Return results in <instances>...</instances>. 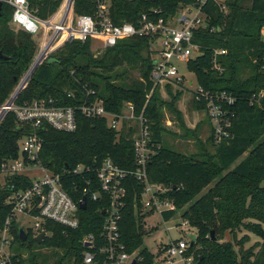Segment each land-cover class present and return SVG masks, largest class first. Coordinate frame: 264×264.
I'll use <instances>...</instances> for the list:
<instances>
[{"label": "trees", "instance_id": "16d2710c", "mask_svg": "<svg viewBox=\"0 0 264 264\" xmlns=\"http://www.w3.org/2000/svg\"><path fill=\"white\" fill-rule=\"evenodd\" d=\"M31 12L41 20H49L62 6L64 0H27ZM191 0H111L113 21L136 24L142 15L153 10H163V16L175 14L183 3ZM225 9L214 2L207 5L212 17L215 33L204 30L197 34L195 42L202 46L203 55L189 63L192 73L200 86L208 91L232 92L238 103L237 116L230 130L231 135L216 144L211 136L214 153L207 155V147L201 146L194 155L179 153L163 145L164 136L169 133L164 124V110L167 109L181 126V111L177 102L182 92L167 91L170 101L164 99L159 90L148 102L147 95L153 90L151 79L154 59L151 41L148 38H133L96 54L91 49V40L67 43L51 58L56 63H43L31 77L28 86L20 94L17 104L23 105L36 100L53 101L59 107H77L93 92L92 100H101L106 109L122 114L128 104L135 107L136 116L145 110L152 135V146H160L148 165V178L153 184L169 189L167 197L174 200L177 211L166 213V220L184 209L181 217L187 220L190 229L197 231L194 253L198 264H264V102L251 106L253 94L264 90V0H227ZM96 5L92 0H75L77 15H94ZM13 8L4 5L0 18V50L9 59H0V107L13 95L21 79L27 73L37 54L35 37L11 26ZM214 50H223L217 57L223 72L214 69ZM127 66V67H126ZM119 69H123L120 70ZM130 70H138L140 79H130ZM74 95V97H73ZM197 111H205V105L194 99ZM78 128L73 133L59 132L49 127L34 130L18 122L10 113L0 125V231L11 216L13 205L10 198L14 192L27 190L32 180L17 175L1 181L2 165L17 160L21 154V142L37 132L43 138L40 163L49 172L63 179L64 187L75 201L85 195L86 188L99 192L94 169L106 159H111L124 170L136 169L134 135L138 126L113 130L105 118H87L77 112ZM212 135V134H211ZM250 152L248 156L246 153ZM79 165L90 167L91 173L73 175ZM91 181V185L89 182ZM11 184L15 189L11 190ZM127 194L121 209L120 229L128 251L139 250L136 264H156L155 257L141 249L146 234L145 216L141 215V198L144 184L136 177L126 181ZM90 193V194H91ZM88 197L86 211H80V227L67 229L53 222H47L44 229L50 234L41 247L53 250V256L62 251L63 257L54 264H85L87 249L83 240L93 235L98 253L94 264H107V256L99 253L105 246L103 226L109 199L102 193L98 201ZM186 207V209H185ZM21 227L12 222L13 243L28 250L23 258L18 254L16 264H50L49 256L37 252L33 231H26L27 242L20 238ZM242 228L249 229L263 240L258 253L244 251L249 241L237 245L224 242L226 234H234ZM211 231L215 232V241ZM234 238L232 237L231 240Z\"/></svg>", "mask_w": 264, "mask_h": 264}, {"label": "built area", "instance_id": "2783aa9c", "mask_svg": "<svg viewBox=\"0 0 264 264\" xmlns=\"http://www.w3.org/2000/svg\"><path fill=\"white\" fill-rule=\"evenodd\" d=\"M4 5L13 8L11 26L16 30H23L33 35L37 41V54L27 73L21 79L10 99L0 107V125L10 114H15L19 123L31 126L35 131L49 127L59 132L73 133L78 128L77 112H81L87 118H105L113 130H120L125 121H136L138 134L133 136L136 156V169L124 170L117 166L111 159H106L94 169L95 181L99 185V192L91 193L89 188L83 191L85 195L79 202L65 189L63 179L47 171L40 163L39 157L43 149V138L34 132L26 136L21 142V154L17 160L6 161L2 165L1 181L17 175L26 176V172L39 170L41 175L32 180V186L27 190L13 193L10 203L13 205L12 213L5 227L0 231V264H16L14 258L17 254L13 251L14 241L12 222L17 221L21 214H30L35 217L34 239L42 232H46L45 238L50 234L44 229L47 222H53L67 229L76 230L80 227V203L84 198L98 201L100 193L110 201L103 237L105 246L99 248V253L107 256V264H132L141 259L139 250L129 252L121 235V209L127 194L126 181L129 176H134L144 184V192L141 198V215H155L161 217L167 225L178 219L179 213L166 220V213H174L177 206L166 194L169 189L160 184H153L148 178V165L151 158L156 154L160 146H152V135L145 110L140 116H136L135 107L128 104L122 114L109 112L104 102L94 101L91 97L94 93H88L85 100L77 107H59L53 101L36 100L31 103L18 105L17 100L35 71L53 54L65 44L74 41L87 42L92 38H100L103 48L109 49L117 46L120 42L133 38H148L151 41V50L154 59L152 72L153 90L147 95L148 102L156 90L164 97L168 94L171 86L177 93L190 92L193 98L205 105V112L212 126L213 135L217 144L222 143L231 135L233 121L237 116L235 107L238 98L227 90L208 91L198 84L193 91L194 83L187 80L188 65L201 57L202 46L195 42L197 34L207 30L209 33L216 32V26L212 25V17L207 12V5L214 2L225 9L224 3L217 0H191L183 3L175 14L163 16V10H153L150 14L142 15L141 19L134 24L125 22L116 24L111 16V0H92L96 5L94 15H77L75 13V0H64L57 13L49 20L37 18L30 10L27 0H2ZM264 40V28L261 31ZM223 50H214V69L223 72V68L217 61V57L224 54ZM264 69V64H263ZM193 75V74H192ZM74 97V95H73ZM251 106H261L264 102V90L253 94L250 98ZM133 127V126H132ZM90 167L79 165L73 170V175L84 176L91 173ZM91 185V181L89 182ZM11 190L15 185L11 184ZM183 227H190L187 220L180 215ZM144 224L146 225V220ZM181 225V226H182ZM177 227V225H176ZM169 231V230H168ZM196 238V236H195ZM84 246L89 249L84 253V263L94 264L98 253L96 250L95 237H85ZM88 245V246H87ZM191 242L184 239L172 241L165 246L159 256L161 261L156 264H198L194 253H190ZM159 258V257H158Z\"/></svg>", "mask_w": 264, "mask_h": 264}, {"label": "rangeland", "instance_id": "374dc122", "mask_svg": "<svg viewBox=\"0 0 264 264\" xmlns=\"http://www.w3.org/2000/svg\"><path fill=\"white\" fill-rule=\"evenodd\" d=\"M217 1L220 3H224L226 0ZM248 4H251V0H248ZM91 49L96 54L103 52L105 50L103 48V41L100 38H92ZM120 70L123 69H119V71ZM128 76L130 79H140V72L138 70H130ZM186 77L189 82L194 83L191 87V90L195 91L198 88V82L196 77L192 74H188ZM173 93L176 94L175 91H173ZM164 99L167 101L171 100L169 94L165 95ZM193 101L194 98L192 97L191 93H185L183 91L182 96L176 104L177 109L179 111H181L180 109H182V126L176 120H174V117L169 112V110H164V124L167 127L169 133L164 136L163 145L179 153H184L187 155L198 154L200 152L201 146L205 145L207 147L206 154L212 155L214 153V146L213 141L210 139L212 136L214 138V142L216 143L215 136L211 135V126L208 117L205 115V113H199L197 115L198 117H196L195 112L197 111L194 107ZM196 119L198 120V122ZM125 122H127V124L129 123L128 127L137 126L136 121ZM125 122L122 125L123 128L126 126ZM249 154L250 152L246 153L244 158ZM26 175L33 179L40 176L41 172L39 170L28 171L26 172ZM183 211L184 209L179 212L178 219L173 220L167 225L162 222L161 217L158 214H155L153 216L146 215V225H144L146 234L144 236V244L141 249H146L149 253L154 255V257L157 258L158 262L161 261V256H159V254L165 246L169 245L172 241H179L181 239H184L187 242H191L192 237L196 236L197 234L196 230L190 229L189 227H183L179 218L180 214H183ZM36 221L37 220L35 219V217L30 214H21L17 218L18 226L24 229L25 231H34ZM232 237L234 238L233 240H231ZM240 241H248L245 244V248H243L245 252L254 251L255 253L259 252L261 244L263 242L262 239L252 233L249 229L245 228H242L240 231L232 235L226 234L224 238V242H232L238 250L239 246L237 244ZM35 247H37V252H42L49 256L50 264L56 263V261L59 260V258H62L64 254L62 251H58L57 254L53 256V250L43 248L41 247V245H35ZM12 248L17 255L21 254L23 258H26L28 256V250L21 249L19 244L13 243ZM63 264H71V261L69 259H66ZM176 264L181 263L176 262Z\"/></svg>", "mask_w": 264, "mask_h": 264}, {"label": "water", "instance_id": "95a60500", "mask_svg": "<svg viewBox=\"0 0 264 264\" xmlns=\"http://www.w3.org/2000/svg\"><path fill=\"white\" fill-rule=\"evenodd\" d=\"M3 7H4V3H3L2 0H0V18L2 16ZM0 59H5L6 60V59H9V57L5 56L3 51L0 50ZM48 62L53 64V63H56L57 61L54 58H50L48 60ZM87 206H88L87 199L84 198L83 201L80 203V210L81 211H86L87 210ZM19 233H20V238H21L22 242H24V243L27 242L28 235H27L26 231L24 229L20 228ZM45 235H46V232H42L40 235L35 237V241L37 242V244H39V245L43 244V241L45 239ZM211 237H212V240L215 241V232L214 231H211ZM195 241H196V238H195V236H193L192 237V241H191V247H193L195 245ZM132 264H136V260H134L132 262Z\"/></svg>", "mask_w": 264, "mask_h": 264}, {"label": "crops", "instance_id": "0c3cea01", "mask_svg": "<svg viewBox=\"0 0 264 264\" xmlns=\"http://www.w3.org/2000/svg\"><path fill=\"white\" fill-rule=\"evenodd\" d=\"M193 97V96H192ZM181 111H182V109H180ZM197 111V110H196ZM199 113H205V115L207 116V113L205 112V111H197V112H195V114H196V117H198L197 115L199 114ZM208 117V116H207ZM197 120V119H196ZM209 120V119H208ZM197 122H198V120H197ZM209 123H210V121H209ZM205 126V125H204ZM210 126H211V123H210ZM210 132H211V134L213 135V131H212V126H211V128H210Z\"/></svg>", "mask_w": 264, "mask_h": 264}]
</instances>
